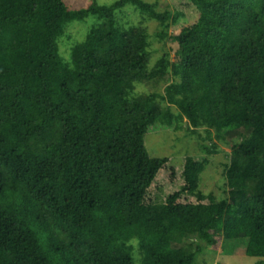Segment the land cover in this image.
<instances>
[{
  "label": "trees",
  "instance_id": "trees-1",
  "mask_svg": "<svg viewBox=\"0 0 264 264\" xmlns=\"http://www.w3.org/2000/svg\"><path fill=\"white\" fill-rule=\"evenodd\" d=\"M178 2L0 0V264H196L216 235L264 260V0ZM127 5L137 23H118ZM153 20L173 59L151 60ZM182 119L229 147L225 198L198 188L207 158L183 159L178 190L155 185L169 159L144 138Z\"/></svg>",
  "mask_w": 264,
  "mask_h": 264
},
{
  "label": "rangeland",
  "instance_id": "rangeland-1",
  "mask_svg": "<svg viewBox=\"0 0 264 264\" xmlns=\"http://www.w3.org/2000/svg\"><path fill=\"white\" fill-rule=\"evenodd\" d=\"M98 4L109 5L117 0H95ZM148 3H157V11L174 13L182 6L178 0H143ZM65 4L70 9H78L86 7L90 0H64ZM133 8L130 5L125 6L122 10L116 11V19L120 24L137 23L139 17L131 14ZM184 16V20L190 21L193 15L180 11ZM131 14V15H130ZM131 20V22H130ZM97 20L89 16L83 22H73L68 26V36L66 33L61 40L68 38L70 46L82 41L88 30L95 25ZM151 41V60L154 62L163 53L168 52L173 59V53L176 49V44L169 40L159 41L156 37L161 29V25L157 21L144 22ZM176 27H171L169 34L173 33ZM65 43V44H64ZM69 47V42L64 41L61 46V52H65ZM162 88V87H161ZM171 111L176 114V110L172 107ZM174 126V127H173ZM170 128L163 127L156 123L152 125L145 138L144 144L150 157L153 158H168V169H161L154 180L161 183L163 190L162 195L178 190L182 183L181 172L182 162L185 157H193L198 160L207 158L208 164L204 171L199 176L198 188L205 194H212L215 199H222L227 196L228 187L224 177V167L230 163V149L227 145L217 142L213 134L199 129L196 133H192L185 119L175 123ZM210 138V139H209ZM215 143L218 147L217 153L206 155L202 150V146H209ZM164 175L166 178H164ZM168 175H171L168 177ZM153 195L155 192H153ZM222 236L216 235L213 244H205L200 242L201 254L196 259V264H264V260L254 257L241 256L236 253L239 248H232L226 245L227 248L222 251L221 248ZM236 253V254H235Z\"/></svg>",
  "mask_w": 264,
  "mask_h": 264
}]
</instances>
